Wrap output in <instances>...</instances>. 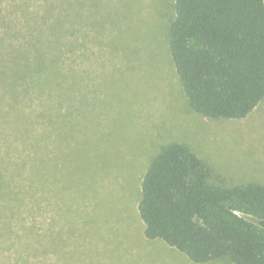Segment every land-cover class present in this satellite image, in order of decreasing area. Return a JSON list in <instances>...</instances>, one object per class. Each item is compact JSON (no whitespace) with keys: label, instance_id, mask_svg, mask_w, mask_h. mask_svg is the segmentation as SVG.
I'll return each mask as SVG.
<instances>
[{"label":"rangeland","instance_id":"obj_1","mask_svg":"<svg viewBox=\"0 0 264 264\" xmlns=\"http://www.w3.org/2000/svg\"><path fill=\"white\" fill-rule=\"evenodd\" d=\"M172 2L0 0V44L26 50L22 64L47 59L54 69L57 48L66 51L64 76L50 82L40 74L37 83L29 80L38 74L22 76L18 101L0 76L1 186L10 144L25 150L24 140L12 137L26 124L36 136L39 186L37 203L10 218L0 187V264H235L197 263L162 239H149L137 210L150 160L173 140L194 148L212 181L264 183V100L239 119L188 108L167 51ZM42 14L51 17L48 23ZM42 32L49 43L36 40ZM29 226L40 249L18 261L25 245L10 235Z\"/></svg>","mask_w":264,"mask_h":264},{"label":"trees","instance_id":"obj_2","mask_svg":"<svg viewBox=\"0 0 264 264\" xmlns=\"http://www.w3.org/2000/svg\"><path fill=\"white\" fill-rule=\"evenodd\" d=\"M172 8L167 51L188 108L217 119L249 115L264 100V0H173ZM46 28L53 33V26ZM44 34L36 40L46 43ZM44 46L51 53L52 46ZM63 54L66 51L57 48L54 70L47 59L24 65L20 58L24 60L26 50L0 44V76L12 98L18 101L17 81L26 74H44L50 82L63 77ZM39 77L29 81L37 83ZM15 118L32 123L21 114ZM30 130L26 124L12 137H21L25 150L11 143L7 152V182L0 187L8 218L38 201L36 136ZM12 152L20 156L14 159ZM137 210L146 237L162 239L194 262L227 258L235 264H264V183L210 180L206 162L184 141L162 145L150 160L141 178ZM8 230H13L10 225ZM18 239L25 247L15 259L25 261L37 254L39 237L33 226L10 235L12 243Z\"/></svg>","mask_w":264,"mask_h":264}]
</instances>
